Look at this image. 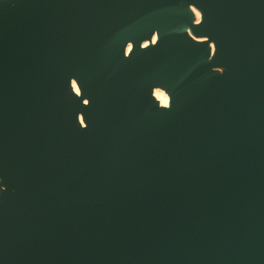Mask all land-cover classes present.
<instances>
[{
  "label": "water",
  "instance_id": "water-1",
  "mask_svg": "<svg viewBox=\"0 0 264 264\" xmlns=\"http://www.w3.org/2000/svg\"><path fill=\"white\" fill-rule=\"evenodd\" d=\"M0 264H264V0H0Z\"/></svg>",
  "mask_w": 264,
  "mask_h": 264
},
{
  "label": "bare ground",
  "instance_id": "bare-ground-1",
  "mask_svg": "<svg viewBox=\"0 0 264 264\" xmlns=\"http://www.w3.org/2000/svg\"><path fill=\"white\" fill-rule=\"evenodd\" d=\"M194 12H195V15H196V21H199L201 18H202V13L199 9L197 8H193ZM157 38L156 34L153 36V41H155ZM149 41H145L144 44H148ZM213 46V45H212ZM131 48V43L128 44L127 46V51H129ZM214 48V47H213ZM74 88H75V91L76 92H79V89L76 85V83L74 82ZM153 93L155 95V97L159 100V102L162 104V105H165V106H169L170 104V95L167 91H165L163 88L161 87H155L154 90H153Z\"/></svg>",
  "mask_w": 264,
  "mask_h": 264
}]
</instances>
